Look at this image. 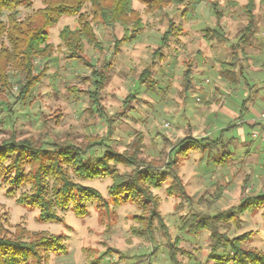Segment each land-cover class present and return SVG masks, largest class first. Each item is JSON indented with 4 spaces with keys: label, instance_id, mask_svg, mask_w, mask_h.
I'll return each instance as SVG.
<instances>
[{
    "label": "rangeland",
    "instance_id": "rangeland-1",
    "mask_svg": "<svg viewBox=\"0 0 264 264\" xmlns=\"http://www.w3.org/2000/svg\"><path fill=\"white\" fill-rule=\"evenodd\" d=\"M229 1L188 0L187 4H169L163 11H154L142 1L135 0L134 9L139 12L145 27L136 40L124 44L118 52L114 50V43L122 37V27L106 26L94 20L95 33L104 45V52L86 44L85 57L96 71L106 77L96 105L92 104L87 94L88 90L96 89L87 81L95 79L91 76V68L82 61L70 59L59 38V32L65 27L77 28L79 15L61 17L63 19L51 29L50 43L54 52L49 70L25 103L15 104L18 82L24 77L20 72L11 70L13 89L0 91V143L9 138L12 130L19 138L47 135L50 145L68 141L79 144L91 139L93 144L99 142L94 138H103L106 145L102 148L96 145L92 150L91 158L96 160V157L102 156L101 150L103 152L108 147L124 151L131 140L141 133L145 144L142 155L149 160H158L164 138L170 142L188 135L197 139L220 138L222 143L220 150L215 152V158L226 152L225 165H214V160H208L207 154L199 152H191L190 158L180 163L181 174L183 170L186 177H191L187 186L190 191L197 187L198 168L203 180L207 181L197 194H190L187 190L195 200L194 208L178 196L169 197L166 194L165 188L170 181L154 190L161 200L160 212L169 236L167 238L159 226L156 228L158 243L162 244L161 251L152 256L154 245L137 235L136 228L141 226L134 219L140 213L136 205L128 203L111 207L104 214L99 213L95 205H90L89 214L84 218L68 210L63 213V222L42 223L37 219V210L18 205L15 199L8 196L7 187L0 184V227L3 232L24 236L27 241L43 231L63 236L66 252L49 253L44 264H147L148 261L151 264H173L167 244L177 249L175 257L179 264H217L215 259H209V232L186 234L180 230L184 221L197 216L205 217L206 213L215 215L238 206L245 196L242 193L245 180L249 183L247 192L264 194V129H252L246 122L252 107L255 106L259 112L264 111L261 99L264 96V66H261L264 64V3L256 0L257 31L244 48L247 58L241 50L238 51L243 68L236 70L241 83L244 82L240 75L243 70L249 82L246 88L241 83V87L231 85L219 75L221 63L231 60L234 52L232 45L238 41L248 21L243 8L247 0H232L239 4L238 7H231ZM213 2L217 3V10L223 12L221 27L216 20ZM42 7L43 0H32L18 9V15L25 19ZM84 11L92 12L89 4ZM8 15L9 12H4L0 20L7 22ZM171 23L181 26L184 32L171 37L168 45L160 48L163 34ZM207 30H216L223 39L212 33L211 40L207 39ZM155 51L160 53V57L155 58ZM185 62L192 66L195 74L193 82L197 87L187 94L183 92L182 85ZM43 63L37 59L36 72L42 69ZM148 66L156 81L153 87L140 84L138 80L142 70ZM259 68L260 71L255 72ZM255 77L261 83L252 87ZM249 87L250 92L244 93L243 90L247 91ZM72 88L80 90L79 93L72 92ZM257 93L261 104L256 100L255 104L253 102ZM126 101H130L127 108ZM244 101L247 108L243 115L244 123L237 126L235 122ZM107 118L115 119L114 133L109 138ZM226 127V131H222ZM225 149L233 154V160H227ZM192 159L193 165L188 167ZM119 169L121 172L130 171L123 166ZM83 183L108 197L111 178ZM200 197L205 199L198 204ZM177 205L181 207L177 209ZM222 231H227L231 237L252 232L247 247L264 253L262 210L238 215L235 220L223 225Z\"/></svg>",
    "mask_w": 264,
    "mask_h": 264
},
{
    "label": "trees",
    "instance_id": "trees-1",
    "mask_svg": "<svg viewBox=\"0 0 264 264\" xmlns=\"http://www.w3.org/2000/svg\"><path fill=\"white\" fill-rule=\"evenodd\" d=\"M31 1L0 0V16L4 12H9L7 22L0 20V91L13 89L10 80L11 70L20 72L24 77L21 81L19 80V87L16 86L19 91L15 104L25 103L49 70V62L54 52L53 45L50 43V30L61 17L79 15L77 28L72 30L65 27L60 31L59 38L70 59L82 61L91 68V76L95 79L87 81L96 89L88 90L87 94L92 104L96 105L99 102L100 92L105 86L106 77L96 71L85 57L86 44L98 52H104V45L95 33L93 21L97 20L106 26L122 27L123 35L114 43V50L118 52L124 44L136 40L145 27L139 12L134 9L135 0H43L44 7L27 18L21 19L18 9ZM140 1L154 11H163L169 4L188 3V0ZM261 2L264 3V0ZM87 4L92 8L91 13L84 11ZM229 5L239 6L232 0L229 1ZM213 6L218 26L221 27L223 12L217 10V3L213 2ZM243 8L248 20L247 25L241 30L238 41L232 45L234 52L231 60L223 61L219 69L221 78L231 85L241 83L236 70L241 67L238 51L241 50V53L246 56L244 48L249 45L257 31L254 12L256 0H247ZM182 29L181 26L171 23L163 34L160 48L167 46L171 37L182 34L184 32ZM210 33L223 39L216 30H207V39L211 40ZM154 55L155 58L160 57V53L156 51ZM37 59L44 62L39 72H36ZM185 64L182 85L183 92L187 94L197 87L193 82L195 74H193L192 66L189 62ZM240 75L247 84L243 70L240 71ZM152 76L151 68L148 66L142 70L138 80L140 84L153 87L156 81ZM70 90L75 93L80 91L76 88ZM129 102H125L126 108ZM246 110V102H244L240 118ZM107 128V137H112L115 129L114 118H107ZM47 139V135L39 138L33 136L19 138L12 130L9 138L0 143V184L7 187L8 196L15 199L16 203L22 207L37 210V219L42 223H61L64 221L63 213L68 210L77 217L84 218L89 214L90 205H95L96 210L101 214L106 213L111 207L128 203L136 205L140 213L135 215L134 219L141 226L136 228V232L143 241L154 245L155 252L152 256H156L162 248V244L158 243L156 237V228L159 226L164 235L169 237L160 212L161 200L154 190L164 187L167 181H170L165 188L166 194L169 197L178 196L188 203L189 207L194 208L195 200L189 196L181 175V161L187 159L191 152L207 154L208 160L214 161L224 160L226 153L224 152L218 159L215 158V152L220 150V138L197 139L188 135L176 142H170L164 138L158 160H149L142 155L145 148L144 137L138 133L124 151L120 152L108 147L101 152L102 156L92 160L93 148L96 145L101 148L106 145L103 138H94L99 139V142L95 141L93 144L91 139L79 144L68 141L55 142L51 145L48 144ZM120 166L129 168L130 171L121 172ZM98 178H111L107 198L97 189L83 183ZM248 184L245 180L242 187V193L245 196L238 206L215 215L206 213L204 215L206 218L193 217L189 221H184L180 227L181 231L191 235L209 232V259H215L217 264H264V253L256 248L247 247L253 235L252 232L231 237L227 231H222L223 225L230 220H235L238 215L246 211L262 210L264 217V194L247 192ZM204 199L200 197L198 204H201ZM179 207L181 205L176 206L177 209ZM167 247L170 249V260L173 264H179L175 257L177 249L172 244H167ZM66 250L64 237L61 235L43 231L27 241L24 240V236L9 235L0 227V264H44L49 253H65ZM147 264L151 263L148 261Z\"/></svg>",
    "mask_w": 264,
    "mask_h": 264
},
{
    "label": "crops",
    "instance_id": "crops-1",
    "mask_svg": "<svg viewBox=\"0 0 264 264\" xmlns=\"http://www.w3.org/2000/svg\"><path fill=\"white\" fill-rule=\"evenodd\" d=\"M63 19V18H62ZM61 19V20H62ZM60 20V21H61ZM51 31V30H50ZM60 33V32H59ZM64 47V46H63ZM64 50H65V48H64ZM249 63V62H248ZM241 66V65H240ZM250 66H251V64H250ZM261 66H264V64H261ZM241 68H243V66H241ZM260 69L261 68H259V69H256V71H255V69H254V71L255 72H259L260 71ZM263 69V68H262ZM251 70H252V68H251ZM245 77V76H244ZM246 78V77H245ZM257 77H255L254 79L257 81L256 83L252 80V78H251V80H252V87H257L258 86V83H261L260 81H259V78L258 79H256ZM250 79V78H249ZM246 80H247V84L245 83V81L243 82V83H241V85L242 86H247V85H249V82H248V79L246 78ZM241 85H239L240 87H241ZM247 88V87H246ZM250 88L251 87H249V89L246 91V90H243L244 91V93L246 92H250L249 90H250ZM251 96H252V94H251ZM258 97H259V94L257 93L256 94V97L254 98V104H255V100L258 102V103H260L261 104V102H260V100L258 99ZM261 99H262V102L264 103V96L263 97H261ZM244 102H246V101H244ZM244 102L242 103V106H243V104H244ZM256 102V103H257ZM222 108H223V105H222ZM241 110H242V107H241ZM241 112V111H240ZM251 113H250V118H248V121H246L247 122V125H249V127H251L252 129H256V128H261L262 130L264 129L263 128V126H264V120L263 119H261L260 117H261V114H263L264 113V111H258L257 109H255V106L254 107H252L251 108V111H250ZM237 121L235 122V124L237 125V126H241L243 123H244V119H243V117L242 118H240V114H239V117L236 119ZM227 129V127L226 128H224V129H222V130H226ZM214 139H216V138H214ZM220 143H222V141H220ZM225 151H228V156H227V160L229 159H232L233 160V157H232V155H231V152H230V150L229 149H225ZM102 152V151H101ZM92 153H93V151H92ZM201 154V153H200ZM203 155V154H202ZM93 156V155H92ZM189 156H191V155H189ZM224 156H225V154H224ZM190 157H188L187 159H189ZM223 158V157H222ZM199 159H201V158H199ZM226 156H225V159L224 160H216L215 161V164L214 165H225L226 164ZM194 162V159H192V161H190L189 163L190 164H188L187 166L188 167H191ZM206 163H204V165H205ZM183 166V165H182ZM186 166V167H187ZM196 168V167H195ZM192 169H194V168H192ZM201 172V170H200V168H198V172ZM218 171V170H217ZM200 172H199V174H198V176L196 175V173H195V176H197L198 177V179L196 180V182H198V183H195L196 184V186L197 187H195V189H193V191H190L189 190V188L187 187L188 186V182H189V180H190V176H188V177H186L185 176V174H184V172H183V170H182V178H183V181H184V184L186 185V187H187V190L189 191V193L190 194H197V193H199L200 191H201V189L203 188V187H205L206 186V183H207V181L206 180H203V178H202V174H200ZM219 172V171H218ZM215 182V181H214ZM215 185V184H214ZM193 186H195V185H193ZM217 186V185H216Z\"/></svg>",
    "mask_w": 264,
    "mask_h": 264
},
{
    "label": "built area",
    "instance_id": "built-area-1",
    "mask_svg": "<svg viewBox=\"0 0 264 264\" xmlns=\"http://www.w3.org/2000/svg\"><path fill=\"white\" fill-rule=\"evenodd\" d=\"M206 82L209 83V80H206ZM197 100L199 101V98H197ZM261 117H262L261 119L264 120V114H261ZM263 128H264V126H263Z\"/></svg>",
    "mask_w": 264,
    "mask_h": 264
}]
</instances>
